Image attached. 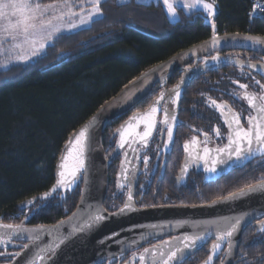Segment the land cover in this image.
<instances>
[{
	"label": "trees",
	"instance_id": "obj_1",
	"mask_svg": "<svg viewBox=\"0 0 264 264\" xmlns=\"http://www.w3.org/2000/svg\"><path fill=\"white\" fill-rule=\"evenodd\" d=\"M252 1L215 0L218 33L264 37V10L252 16ZM100 7L102 14L89 26L57 35L32 61L0 68V221L4 223L19 224L32 214L27 225H51L70 215L81 182L67 192L62 204L56 192L27 209L20 207L53 186L55 165L68 138L105 103L149 68L210 37L202 18L193 20L202 14L198 11L177 8L173 21L161 3L105 0ZM234 76L236 72L226 74L227 91ZM179 78L175 73L169 87ZM201 79L186 88L182 107L219 85L217 80ZM158 93L153 91L134 110L147 108ZM124 121L125 117L114 120L105 130L107 157L114 148L115 131ZM114 173L111 166L109 178ZM112 201L108 190L106 210ZM41 205L42 210L35 212ZM204 250L192 264L206 257ZM238 258V264H264V236L253 223L242 234Z\"/></svg>",
	"mask_w": 264,
	"mask_h": 264
},
{
	"label": "water",
	"instance_id": "obj_2",
	"mask_svg": "<svg viewBox=\"0 0 264 264\" xmlns=\"http://www.w3.org/2000/svg\"><path fill=\"white\" fill-rule=\"evenodd\" d=\"M197 17L202 18L203 24L210 28L209 39L187 48L168 60L149 68L124 87L114 98L105 103L92 116L99 115V122L90 129L88 133L90 138L85 145L84 158L87 171L81 174L83 178H78L68 189L61 188L58 191L60 194V204H62L67 192L75 189L81 182L80 197L74 211L66 218L51 225H27L26 223L32 214L19 224H11L22 225L23 228L28 230L27 232L14 233L11 229L0 227V239H3L4 243L11 242L20 245L18 247L20 251L13 254V260L9 264H27L29 259H35L37 255H43L45 258L43 261L36 259L35 264H113L128 252L151 241L156 242L171 238L169 241L175 243L176 240L174 238L182 240L185 235H203L204 239L197 243L196 248L187 251L186 258L183 260L184 263L196 252L212 242L208 249L209 256L211 254V247L216 242L218 232L227 228L234 217H239L247 213V216L241 223L239 231L230 239L225 238L220 241L221 248L215 253L212 260L213 263L215 257L224 251L221 264H238L240 262V260H237V255L244 230L249 224L261 219L264 220V194L254 193L235 200L225 199L227 196L215 200V203L212 201L206 205L199 206H170L139 209L134 204L131 190V203L133 205L131 210L119 213L117 209L112 212L117 214L112 215V213L104 208V202L108 192L109 169L111 164L121 154L126 145L128 147L126 160L131 155L138 142H140L139 137L135 133L143 130L145 118L147 114H150L151 108L155 106V102L159 99L161 93H165V96L158 106L159 109L163 108L162 104L164 102H168L171 99L176 100V103H173V105L175 117H177V111L183 99L184 92L193 80L208 70L234 64L233 60L223 58L220 55L221 53L241 50L257 53L264 57V43H255L248 39V37H264L242 33L219 34L216 25L215 28L212 26L215 24V18L210 20L204 15L198 14L193 17V20ZM213 39H216L218 42L213 44ZM213 57H218L219 59L213 60ZM200 62L202 64L198 69L192 72L187 71L186 68L189 65H197ZM175 73L182 74L181 79L172 88H168L169 82ZM144 74H148V79H144ZM177 85H180V95L178 98L172 93V90ZM156 90L159 91L158 95L145 111L133 113L121 124L125 125L126 122L130 121V118H138L131 121L133 124L132 128L126 129V139L128 142L125 143L123 148L118 146L119 135L115 131L116 140L114 148L111 155L107 157L103 146L105 130L112 125L114 120L127 116ZM126 95L130 98L125 100L123 98ZM109 105H112V107L109 108ZM105 109L107 110L105 111ZM160 111L158 110L155 114L150 115V118L155 122V128ZM101 113L103 114L100 115ZM92 117L73 132L65 143L55 165V181L53 185L56 184L58 179V165L61 163L62 155L68 157L65 161L66 171L71 170L75 166V157L80 146L75 143L70 144L69 142L74 141L75 136L90 122ZM137 124L139 128L136 127ZM173 128H175L174 125ZM121 167L118 176L122 172ZM55 193H52V195ZM43 194L37 196L35 202L37 200H46L42 199ZM128 196L126 201L128 200ZM32 205L27 202L20 208L27 209ZM97 210H106L105 215L107 219L102 224L85 230L84 232L77 233L73 231ZM74 213L76 214L75 217L73 216ZM0 224L7 223L0 221ZM56 227H59V233L55 230ZM37 230H40V239L37 241L30 240L28 237L33 235ZM257 230L261 233L258 227ZM69 233H72V238L62 244L54 255L51 252L42 253L40 251L48 245H54L59 235H67ZM229 242L232 244L231 250H229ZM24 245H28V248L25 249L23 247ZM208 256L200 264H204ZM157 261H159V253Z\"/></svg>",
	"mask_w": 264,
	"mask_h": 264
},
{
	"label": "flooded vegetation",
	"instance_id": "obj_3",
	"mask_svg": "<svg viewBox=\"0 0 264 264\" xmlns=\"http://www.w3.org/2000/svg\"><path fill=\"white\" fill-rule=\"evenodd\" d=\"M220 55L233 60L234 64L208 70L199 76L204 81L207 79L217 80L219 85L212 86L209 92L200 93L196 99L190 100L183 107L180 104L175 121H169L173 129L171 140L168 139L167 125L163 123L165 113L162 109L167 108L168 112L175 116L173 99L162 104L163 108L157 118L156 128L148 138L147 146L141 141L138 142L126 160L128 154L126 145L121 154L113 161L111 166L115 173L109 178L108 185L113 201L108 212L112 213L122 207L131 190L134 204L139 209L199 206L227 197L229 193L237 192L245 185L254 184L264 177V157L259 154L251 160L236 161L233 157L226 165L218 164L216 173H208L204 170L205 162L200 158L204 156V147L210 149L208 154L210 158H218L222 154H218L216 149L224 147L228 143L229 129L225 119H231V113L240 114L241 124L244 128L248 127L247 117L251 112L249 105L246 100L238 99L233 93H239L242 96L245 89H241L239 85L247 84L248 92L259 94L261 90L255 81L258 80L264 84V71L259 70L261 66H264L263 56L241 50L226 51ZM201 64L202 62L197 65L191 64L186 69L188 72H192L198 69ZM229 71L236 72V76L232 79V84L227 91L224 81ZM179 75L180 80L182 74L179 73ZM212 101H216V105H226V107L217 108L212 105ZM146 109L131 111L125 116V120L133 113L143 112ZM251 114L255 115V112H251ZM216 128H219L221 137L216 136L214 132ZM205 133L209 137L207 145L203 143ZM186 143L189 145L188 151H185ZM144 157H148L147 163L144 162ZM208 166H211L210 160ZM120 167L122 172L118 176ZM185 167L186 171L182 172ZM261 220L253 222L256 229ZM260 234L264 236V233ZM169 240L171 238L148 242L128 252L113 264H140L138 257L143 253L144 248H151L153 245ZM211 243L196 252L183 264H192L199 257V252L204 249L207 252V257ZM19 246V244L11 242L0 243V264H9L13 260V254L20 251ZM223 254L224 251L215 257L212 264H221ZM206 257L197 264L202 263ZM156 258L158 259V252ZM237 260H239L238 255ZM157 262L159 264V261ZM145 264H152L151 254L148 255Z\"/></svg>",
	"mask_w": 264,
	"mask_h": 264
},
{
	"label": "snow or ice",
	"instance_id": "obj_4",
	"mask_svg": "<svg viewBox=\"0 0 264 264\" xmlns=\"http://www.w3.org/2000/svg\"><path fill=\"white\" fill-rule=\"evenodd\" d=\"M88 3L90 11L87 13V17L81 16L80 24L86 22H91L92 18L97 15L102 14L100 7L101 0H82L81 12L84 11L83 3ZM164 5L167 8V13L170 17L175 18L177 16V5H182L184 9L189 10V12L195 11L197 9H202L207 13L209 17L215 15V0L211 2H206V0H163ZM73 4L71 0H55L53 3H43L42 0H0V53H7L10 58L17 62H27L32 57L37 56L42 50H44L46 44L50 42L54 34L60 33L62 30V23L65 22V17H69L67 23L68 30L78 27L77 24L71 22V17L77 15L73 12ZM257 9L264 10V4L256 3L253 5V11ZM54 21L56 23H54ZM215 28V24L212 25ZM255 43H264V38H254L248 37ZM10 46L5 47L6 44ZM218 41L213 39V44ZM213 60H218V57H213ZM5 66L6 65H0ZM250 67H256L255 65H249ZM260 71H264V66H261ZM144 79H148V74H144ZM143 83V81H141ZM238 83V82H234ZM255 83L260 87V93L248 92L247 84H240L241 89H245V92L241 96L239 93H233L238 99L246 100L251 112H255L252 115L251 112L247 117L248 127L244 128L241 124L240 114L231 113V119H225V123L228 126L227 134V145L221 148H217L216 152L219 155L218 158H210L208 156L210 149L206 146L203 149L204 156L200 157L204 159L205 171L208 173H216L217 165H226L235 158L236 161L241 160H251L257 154L264 157V84L256 80ZM139 87V86H137ZM180 85L172 90V93L178 98ZM165 93H161L159 99L155 102V106L151 108L150 114H147L145 118L144 128L142 131H137L136 136L139 137L140 141L143 142L145 146L148 144V138L151 137L152 131L155 128V122L150 118L151 114H155L159 109L161 101L164 99ZM126 97L123 99H127ZM172 103H176L173 100ZM217 108L226 107V105H216V101L211 102ZM112 105H109V108ZM107 109H105L106 111ZM165 113V119L163 123L167 125V135L168 139H172L173 129L169 121H175L176 117L168 112L167 108L162 109ZM101 113L100 115H102ZM223 115V113H222ZM138 119L137 117L130 118L129 122L125 125H121L117 129L119 135L118 146L123 148L126 139V129L132 128V120ZM99 122V115L92 117L90 122L85 125V127L75 136L74 141L69 143H75L80 146L77 155L75 157V166L66 171L65 161L68 159L67 156L61 157V163L58 165L59 171L57 173L58 179L56 184L52 188L43 194L42 199H48L52 193L58 192L61 188L68 189L69 186L76 182L78 178H83L82 173L86 172V164L84 158V150L87 141L89 140V131ZM139 128V125H136ZM217 137H221L219 128L214 129ZM131 135V134H129ZM205 139L203 143L207 145L209 137L207 133L204 134ZM195 141V138H194ZM189 145L185 144V151H188ZM226 157V158H224ZM148 157H144V162L147 163ZM209 160L211 166L209 165ZM186 171L182 169V172ZM71 177V179H69ZM260 193L264 194V177H261L254 184L245 185L243 188L239 189L237 192L229 193V196L225 199L235 200L237 198H242L250 194ZM132 196L129 193L128 200L124 202V206L118 209L119 213H124L126 210H131L133 205L131 203ZM29 204L35 203V198L28 202ZM215 203V201H214ZM43 205L40 208L34 209L35 212L42 210ZM106 210H97L94 214L90 215L86 220H84L74 232H84L85 230L97 227L102 224L107 216L105 215ZM117 213H112L116 215ZM75 213L73 216L75 217ZM247 216L245 213L242 216L234 217L227 228L220 230L216 236V242L213 243L211 247V254L208 256L204 264H212L213 257L215 253L221 248L220 241L225 238H231L236 232L239 231L243 219ZM0 227L5 229H11L14 233L27 232L28 230L23 228L22 225H11V224H0ZM259 231L264 233V220H261L258 225ZM59 233V227L55 229ZM32 241H37L40 239V230H37L33 235L28 237ZM72 238V233L67 235H59L57 237V242L54 245H48L46 248H42L40 251L42 253L51 252L53 255L56 250L68 240ZM204 236L201 234L195 235H185L182 240L174 238L173 241H162L161 244L153 245L151 248H144L143 253L138 257L140 264H145V261L149 254L152 255V264H158L156 254L159 253V264H183V260L186 258V253L190 249H194L199 241H202ZM0 243H4L3 239H0ZM25 249L28 245L23 246ZM232 244L229 242V250H231ZM19 255V254H17ZM43 255H37L35 259H29L27 264H35V260H44Z\"/></svg>",
	"mask_w": 264,
	"mask_h": 264
},
{
	"label": "rangeland",
	"instance_id": "obj_5",
	"mask_svg": "<svg viewBox=\"0 0 264 264\" xmlns=\"http://www.w3.org/2000/svg\"><path fill=\"white\" fill-rule=\"evenodd\" d=\"M103 1H105V0H101V3H102ZM119 1H120V2H125V1H127V0H119ZM71 2H72V4H73V9H72V10H73V12L76 13L77 15L72 16L70 19H71V22L77 24L78 27H76V28H72L71 30H68V28H67V23H66V22L69 20V17L66 16V17H65V22H61V23H62V30H61V32H60V33H57V34H54L53 38L56 37V36L59 35V34H63V33H72V32H75V31H77V30H79V29L85 28V27L89 26V24H90L93 20H95V19H97V18L100 17V15L94 16V17L92 18V21H91V22H86V23H84V24L81 25V24H80V18H81V16H84V17L86 18V17H87V13H88V11H90V7H91V6H90L88 3L84 2V3H83L84 11L81 12V3H82V0H71ZM206 2H211V1L206 0ZM161 4L163 5V7L165 8V11L167 12V8H166V6L164 5V3H161ZM214 7H215V5H214ZM177 8H182L185 12L190 13L189 10L184 9L182 5H177ZM215 9H216V8H215ZM195 11L201 12L202 15H204L206 18H208V19H210V20H212V19L215 17V15H216V11H215V15L212 16V17H209V16L207 15V13L204 12L202 9H197V10H195ZM195 11H192V12H195ZM167 14H168V13H167ZM198 14H199V13H198ZM168 16H169V15H168ZM176 17H177V16H176ZM176 17H175V18H172V17L169 16V18H170L171 20H173V21L176 20ZM54 23H56V22L54 21ZM53 38H52V40H53ZM52 40L46 44L45 48H46V47L52 42ZM8 46H10V42H9V44H6V45H5V47H8ZM45 48H44V50H45ZM44 50H42L37 56H39L40 54H42V53L44 52ZM37 56L32 57V58H31L30 60H28L27 62H17V61H15L14 59L10 58L9 55H8L7 53H0V65H6V67H5V66H0V68H2V69H6V68H8L9 66H12V65H15V64H25V63H28V62L32 61V60L35 59Z\"/></svg>",
	"mask_w": 264,
	"mask_h": 264
},
{
	"label": "crops",
	"instance_id": "obj_6",
	"mask_svg": "<svg viewBox=\"0 0 264 264\" xmlns=\"http://www.w3.org/2000/svg\"><path fill=\"white\" fill-rule=\"evenodd\" d=\"M134 1L137 2V3H143V4H148V3H155V4H157V3H164L163 0H134Z\"/></svg>",
	"mask_w": 264,
	"mask_h": 264
},
{
	"label": "built area",
	"instance_id": "obj_7",
	"mask_svg": "<svg viewBox=\"0 0 264 264\" xmlns=\"http://www.w3.org/2000/svg\"><path fill=\"white\" fill-rule=\"evenodd\" d=\"M256 3H260V4H264V2H261V1H259V0H253L252 1V4L254 5V4H256ZM261 11H263V10H260V9H257L255 12L252 10V16H255V15H257L259 12H261Z\"/></svg>",
	"mask_w": 264,
	"mask_h": 264
}]
</instances>
